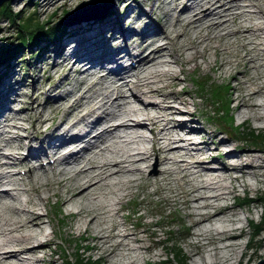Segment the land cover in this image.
Segmentation results:
<instances>
[{"label":"bare ground","instance_id":"obj_1","mask_svg":"<svg viewBox=\"0 0 264 264\" xmlns=\"http://www.w3.org/2000/svg\"><path fill=\"white\" fill-rule=\"evenodd\" d=\"M107 3L105 0L85 2L81 5L82 12L78 13L79 9H76L71 18L64 22L69 24L79 18L85 21L88 16H93L96 19L94 25L108 22L111 29L112 13L109 14L110 8L104 10ZM170 6L169 13L165 11L169 16L166 19L164 17L163 23L155 20V28L145 23L147 29L142 28L134 34L135 38H142L137 44L131 43L124 36V32L128 35L130 28L126 31L120 28L125 45L110 51L109 45L103 47V40L99 36L101 29L95 25L91 26L90 31L94 30L91 34L96 35L83 33L79 38L84 39L75 38L78 41L76 45L73 44L76 40H73L69 44L51 48L58 54L67 51H62L65 46L70 48L61 55L62 63L72 59V67L77 63L85 64L73 68L80 73L75 86L54 100L69 99L67 96L73 94L67 105L61 102L63 105L56 103L53 107L55 110L62 109L66 116L49 129L47 122L52 120V116L36 113L32 123L34 134L24 137L23 132H16V137L19 135L28 140L14 146L15 151L2 150L3 145L7 144L3 132L5 130L2 128L9 126L7 119L10 117L7 113L8 105L2 103L5 102L2 101V91L6 83L0 88V159L10 155L15 159L0 160V185H9L6 188L0 186V202L10 209L11 215H15L14 218H4L0 213V264H50L51 259L47 261L44 258L49 254L46 251L52 243L51 236L47 235L51 231L44 230V223L50 228L52 225L47 213L40 210L42 200L48 201L50 194L65 206L77 207L73 212L80 218V221H76L77 228L82 226L87 231L91 230L88 236L95 241L93 246L99 249L98 256L106 264H136L140 260L142 264H154L151 257L143 254L152 249L150 243L144 244V238L139 236L137 230L124 227L125 224L116 221L114 215L123 209L122 199L130 192L133 184L140 185L144 181L142 185H146V182H150L156 184L155 190H159L172 179L179 183L183 214L189 218L187 226L192 228L186 233L195 237L188 244L192 246L193 255L198 257V260L193 258L195 264H240L241 256L248 255L249 258L257 254L255 248L251 251L253 255H250L246 243L240 241L246 231L244 225L251 226V220L245 213L251 214L252 211L246 204L237 209L238 204L230 201V198L238 191L237 186L246 192L259 190L257 182L264 179V147L239 146L232 143L233 138L220 137L218 132L213 133L218 140L214 145L203 137L201 140L195 139L191 133L198 136V133L204 134L206 129H197L198 126L191 123L192 112L175 104L178 98L179 102L186 105L188 91L183 89L173 94L164 92L167 86L163 84L162 77L181 79L179 70L171 67L172 62L179 65L180 70L185 69L184 55L190 57L185 62L196 63L197 55L203 57L211 51L216 57L219 56L220 60H214L220 69L223 70L226 65L234 70L229 72L237 80L233 84L237 90L233 94V101L245 108L240 111V116L254 117L260 121L259 126L264 130V102L258 99L259 94H264V0H170ZM137 19L134 22L142 23L140 18ZM78 32L77 29L73 32L67 30V35H76ZM188 33L197 36L187 42L193 48L189 54L185 52L187 45L174 43L177 37ZM171 47L179 56L173 53ZM238 48L241 53H238ZM230 53L236 55L234 60H229ZM122 59H127L128 63L122 65ZM248 69H252L250 73ZM128 86L129 91H132V100H126L125 90ZM146 124L152 133L150 146H146L143 132ZM6 128V131L11 130ZM55 139L59 140L57 144ZM32 141L37 143L35 148L30 145ZM23 148L27 151L21 154ZM114 154H117L116 159ZM153 158L155 162L151 163L149 159ZM71 166L77 168L73 169V175L68 172ZM20 167L26 169L25 178L19 176ZM144 169L148 175L138 183L140 176L123 177L124 174H142ZM7 171L10 178L3 180ZM114 173L123 177V180L114 179L115 176L111 175ZM68 178L71 183L66 185L68 180L65 179ZM25 179L26 182L32 180V183L39 184L34 187L36 196H27L24 202L14 205L12 201L18 199V192L27 191L26 182H23ZM51 179H56L55 187ZM81 179L84 182L80 187ZM20 184L24 187H20ZM45 184L49 185L48 190H52L48 191L49 194ZM103 186H111L110 191L116 190L119 193L120 199L114 203H118L117 206L110 204L111 201L105 203L108 200L103 199L107 196L100 194ZM91 191L97 194H90ZM85 198L86 202L95 199L94 202L99 205H88L85 208V205L79 203ZM249 200L256 202L259 199L256 195ZM100 216L104 218L103 223L99 221ZM256 225L257 230L262 228L261 223ZM256 241V245L262 248L264 236ZM239 248L240 255L237 256ZM118 249L123 255L121 258L116 252Z\"/></svg>","mask_w":264,"mask_h":264},{"label":"rangeland","instance_id":"obj_2","mask_svg":"<svg viewBox=\"0 0 264 264\" xmlns=\"http://www.w3.org/2000/svg\"><path fill=\"white\" fill-rule=\"evenodd\" d=\"M27 1H29V3ZM89 1L91 0H11L10 8L13 12L15 11L21 12L20 15H18V19L21 20L20 22L23 21L22 20L23 17L26 18L31 14H33L34 18H36L38 21L47 20L52 14L51 19L52 20L55 19L54 21L58 23V21L60 22L63 16L65 18L64 21L68 18H71L72 13L76 9H79L78 13L82 12L83 6L81 5ZM105 1H107L108 3L106 4V7L104 8V10L106 11L109 8H110V11H112L113 9L114 10L112 12V16H110L113 19L111 29L108 25V22L107 23L102 22V24H98V23L95 24L96 26L98 25L101 29L99 36H100V39L103 40L102 42L103 47H105V45L106 46L107 45L117 46V47L124 46L125 42H124V39H122L120 35V32H119L120 28L124 29L125 31L128 28L131 29L129 30L128 35L124 32V36H126L128 41L130 40V42L134 44L141 42L142 38L140 37L135 38L134 34L141 31L142 28L145 29V26H144L145 23H149L148 26L150 25V27L152 28H155L154 26L157 25V23H155V20L158 22L160 20V23H163L165 19L168 18L169 15L167 14L169 13V10H170L169 7H171L170 0H166L167 2L165 0H161V1L160 0H112V3H111V0H105ZM242 1H246V0H242ZM64 7L68 9L67 12H64L63 10ZM105 11H103V13ZM165 11H167L168 13L166 14ZM63 12L64 14H62ZM92 17L93 16H88L85 19V21L83 18H79L78 20L75 19V20H72L69 24L62 22L61 24L65 27L64 31H66L64 32L63 40L55 39L54 41L50 43L48 42L49 44H47L46 41L42 40L38 42L39 44L37 45L35 44L31 47H29V45H24L21 49L18 50V52L16 53L17 55L12 57L8 62L0 64V77H1L0 78V88L2 87L3 84L6 83L5 86L3 87L4 91H2V93L4 94V96L2 97V101L4 100L5 102H2V103H5V105L6 104L8 105L9 109L7 113H8V116L10 117L9 120L7 119L9 126H6V127L11 129L10 131L9 130L6 131L7 130L6 127H5L6 129L4 127L2 128L3 130L6 131V132L5 131L3 132L6 134L5 139L7 143L6 145H3L4 146V148H2L3 151L5 150H6L5 152H8L9 150L15 151L16 149H13L14 146H16L17 144L23 141L25 142L28 140L27 138H24V137H27V135L28 137L29 136L31 137L34 134L32 132V128H33L32 123L34 121L36 113L37 114L39 113L42 116L43 115L50 116V117L52 116L51 118L52 120L51 121L49 120V122H47V125L51 129L55 127V125L58 123L59 120H62L63 117L66 116L65 114L63 115L64 112L62 109L57 108L58 110H55L53 107L56 106V103L57 105H60V104L63 105L62 103H65L67 105L69 102L68 100L72 99L73 94L71 95V97L67 96V98L69 99H65V98L59 99L58 98L57 102L54 100L59 95L61 96L63 93H67L68 90H70L71 88H73V86H75L76 84L75 80H77L78 77H80V73L74 71L73 68L75 66L83 65L85 64V62L81 64L77 63L73 67L71 66L72 59L69 61L70 63L69 62L62 63V61L59 62L62 56L68 50H70V48L68 49L67 46H65V49L62 51H66V50L67 51L65 53H60V54L52 51L51 48L55 49L56 46H58L59 44H65V45L66 43L69 44L71 41L76 40L77 37L78 39H84L83 37L79 38V36H81L83 33H85V35H87L88 33L90 34L89 36L96 35L97 33L91 34V32H93L94 30L90 31L91 26L92 27L95 26L94 22H96V19H93ZM149 17H151V19ZM137 18H140V20H142V23H140L141 25L139 24V21L134 22L138 20ZM89 23H93V24L90 25ZM86 24L90 26H87ZM16 25H17L16 21L15 23H12L8 19L4 18L3 16L2 18H0V39L4 37L3 40H0V42L16 43L18 41V39L15 38V36H18L17 33H15ZM79 26L81 27L80 29H78ZM76 29L79 31L78 34L76 35L71 34L70 36L67 35V30H70L73 32ZM196 37H197L196 35L192 33L191 34L188 33V35H181V37H177L176 38L177 41H174V43L181 42L182 44L187 45V48H185L186 50L185 49L184 50L187 54H189L188 52H191L193 48L191 49V46H188L187 42H189L191 39L194 40ZM26 38L29 39L30 36L27 35ZM227 40H231V39H227ZM76 43H78L77 40L73 41V44L76 45ZM181 43L179 45H181ZM171 50L176 56H179L177 55L176 50H173V48ZM204 51H205V48H204ZM241 52L242 51L238 48V53H241ZM197 56H198L196 58L197 65L196 63H194V61L185 62V60L189 59L190 57L188 55L183 56L184 58L183 61L186 67L185 69L181 68L180 70L179 65L173 62L171 63L172 65V66L170 65L171 67L175 68V70H179L178 74L180 77H182L181 79L173 80L174 79L173 77L172 78L162 77L163 84L165 83L167 86L165 87L164 92L168 91V92H172L173 94V92L180 91V90L183 91V89L188 91L189 94L186 95L185 97V98H188L187 104L185 105L179 102L178 98H176L177 103L175 104H179L180 107L183 106L182 108L185 107L186 109H188V111L192 112V115H191L193 119L192 121H194L195 119L199 120V124H200V126H198L199 130L201 128L206 129V132L205 133L203 132L204 134L198 133L197 134L198 136H196L195 133H191V135H193L195 139L197 138L198 140H201L202 137L205 138L206 136V138H208L209 144L213 142V145H214L215 143L218 142V140L217 138H214L213 133L218 132L220 137L227 136V137L233 138L232 143H235L239 146H247V147H254V148L264 147V130L261 129L262 128L261 126H259L260 121L255 120L254 117L250 115L248 117L240 116L239 114L240 111L245 108L243 106L236 105L233 101V96L236 94V91H237V90L235 91L233 84H235L237 80L236 78L235 79L232 78L229 72L231 71L232 73L234 70L231 68V66L228 67L226 65L223 68V70L220 69L216 65V62L214 60V59L220 60V58H218L219 56L216 57V55H214V53H212L211 51H208L206 55H203V57L202 55L200 56L197 55ZM235 56H236L235 54L230 53L228 58L231 61V60H234ZM207 66H210V67H207ZM251 70L252 69H248V73H250ZM222 75H224L225 77ZM198 78L200 79L198 80ZM240 79H242V77H240ZM198 81H202L203 84L202 82L198 84ZM218 85L220 86L219 88L221 89V91L224 93H225L224 91L225 85L226 86L229 85L228 86L229 88L227 89L228 95L226 94V96L228 97V100L230 101L229 107L231 108L230 110H231V114L233 117L231 122L223 121L225 115L222 114L223 116L220 117L216 114V112H213V110H215L216 107L212 106L211 104L213 100L212 98L214 97L211 96L212 94H210V90L215 88V86L217 87ZM201 86L205 87L204 89L205 92L204 90L202 91ZM129 89H130V86L126 87V90H125L126 92L125 94H127L126 100H132L130 96V93L132 91H129ZM10 98H12L11 101L9 100ZM258 99L264 102V100H262L264 99V94H259ZM135 103L137 104L136 101ZM78 109H80V107ZM85 110H87V108ZM71 117H75V116H71ZM71 117L70 119L72 120L73 118ZM235 125L236 126L241 125V126L237 128L235 127ZM18 131L23 132L24 137H20L19 135L16 137V132ZM250 133H252L253 135H251ZM247 134L254 136V138H250V137L247 138L246 137ZM7 135L9 138L7 137ZM146 143L147 145L149 144V142L147 141ZM31 145L32 147L35 148L37 146V143L35 141H32ZM25 151H26V148H23L20 150V153L24 154ZM10 156L8 157L4 156V158L1 157L0 160H5L7 158V159L14 161L15 159L13 158V156L12 155ZM113 157H115L116 159L117 154H114ZM149 161H151V163L155 162L154 158L149 159ZM72 166L70 170H68V172L69 174L73 175V172H72L73 169H77V168L76 167L73 168ZM156 166L160 167V165H156ZM21 167L19 168L21 169V171L19 172V176L25 178V175L27 174L26 169L24 170ZM17 169L18 168L16 167L15 173L18 172ZM147 172L148 171L147 170L145 171L144 169L142 171V174L140 173L139 175L138 174H135V175H132V174L125 175L124 174L123 177L126 176V178H128V176H131V177L140 176L138 180L136 179L138 183L139 180L140 181L143 180V177L146 176ZM8 173L9 172L7 171L6 176H4L5 178H3V180H5L6 178H8L9 180L10 176L8 175ZM111 175L113 177L115 176L114 179L116 178L117 181L123 180V177H119V175L117 174L115 175V173ZM83 179L80 180V187L83 185V182H84V181L82 182ZM250 179L252 178L250 177ZM55 180L56 179H51L50 181L53 183L54 187L56 185L54 184ZM26 181H27L26 179L23 180V182H26ZM65 181H67L66 185H69L71 183L70 182L71 179L69 178L65 179ZM122 183L123 182H121L120 185H122ZM143 183L144 181L140 183V185L133 184L134 186L130 188V192L126 195L125 198L122 199L123 202L122 201L121 202L123 203L124 207L123 209L120 210V212H118V214L114 215V217L117 218L116 221L123 223V225L125 224L124 227L127 226V228L129 227V229L137 230V232L139 233V236L144 238L143 239L144 244L148 243L147 245H149L150 243L152 249H150L148 252H143V254L147 255V257H151V259L155 262L154 264H178L176 261L177 259H174L175 257L172 255V249H174L175 245H178L181 247L183 255L187 257L186 258L187 264H195L193 261V258L195 259L196 256L193 255L192 246L188 245L190 241L195 240V237L192 234L189 235L186 233L188 230H191L192 228L191 226L190 227L187 226L189 225L188 224L189 218L185 214H183L182 204L180 203L182 193H179L180 192L179 191L180 189L178 188L179 183L176 182L175 179H172L168 181L167 186L159 190L154 189L156 186V184L154 183L150 184V182L148 183L146 182V185H142ZM37 185L39 184L34 183V182L32 183V180L26 182L27 191L25 190V191H21L20 193L18 192V199H14L13 201L11 200L12 204L18 205L19 203L24 202L23 199L27 196H31V197L33 196L34 198L36 196L35 192H37L36 190H34V187H36ZM257 185L260 191L259 190L254 191L252 189L251 191L246 192V191H243L240 186H237L238 191L234 193L232 197H235V195L238 193L237 194L238 199L235 201L236 203L238 202H241V203L238 206H236V208L239 209L240 206L246 204L248 208H250L252 213L249 214V212L248 213L246 212L245 214L249 216L250 220L253 219L252 221L261 223L262 227H264V210H263L261 201L259 199V195L262 193V191H264V179H261V181H258ZM0 186L1 188H6L9 185L5 184L4 186L2 183ZM21 186L24 187L23 184H20V187ZM48 186L49 185L45 184L44 187L46 188V192L49 194L50 192L48 191H52V190L51 189L48 190L47 189ZM103 187L104 189L101 191L100 194L101 196H104V197L107 196L103 200L104 201L108 200L107 202H105L106 204H109V202L111 201L110 204L114 205L116 200L118 201L120 199L118 196L119 193L116 190L110 191L109 188H111V186H109L108 188H106V186H103ZM153 191H156V192L153 193ZM94 193L97 194V192L95 191L90 192V194H94ZM41 194H44V193L42 192ZM256 195H257V199L259 200H257L256 202H254L253 200L252 201L249 200L251 197H254ZM49 196L50 197L48 201L42 200V203L40 204L41 205L40 210L42 211L44 210V213H47V217L50 218L51 220L50 224L52 225L50 228L47 223H44V230H46L47 232L51 231L47 235L51 236V239H52V243L49 244L48 249L46 251V252H49V254L45 255L44 259H46L47 261L51 259L50 264H66L64 261H62L63 255H67L69 259L74 261V257L77 255V252L79 251L78 253L82 257H84L86 260L88 259L93 262L97 261V263H94V264H106L107 262L106 261L104 262V260H102L98 256L99 249L94 248L93 246V242L95 241L88 236V233H90L91 230L87 231L82 226L80 227L81 229L79 227L77 228L76 224L78 221H80V218L77 214H73V212L77 210V207L75 205L65 206L53 194H50ZM248 196L249 197L251 196V197L249 198ZM21 197L23 198L21 199ZM109 197L111 200L109 199ZM85 200L87 199L85 198L84 200L79 202L80 204L85 205L84 206L85 208L88 205L89 206L93 205V207L95 205L96 206L99 205L96 202H94L95 199L91 200L93 202L91 201L86 202ZM117 205L118 203H116L114 206H117ZM0 206H1L0 213H2V216L4 218L6 217L12 218L13 216L15 217V215L13 214L11 215L12 212L10 211L9 208L4 207L2 205V202H0ZM107 206H110V205H107ZM241 214L245 215L242 211H241ZM102 216L99 217L100 219L102 218L101 220L99 219L101 223H103V220H104ZM242 221H244L243 218H242ZM252 221L250 225L252 224ZM251 226L244 225L246 231H245V234H243V237L240 239V241H243V244L246 243L247 245L246 250L250 253V255H253L251 254V251H253L255 248H256L257 254L251 257L249 256V258H248V255L241 256V259L239 261L240 264H243L244 261H245L244 264L246 263L255 264L257 263L259 258H264V244L262 248H260L259 245L258 246L256 245L257 243L256 240L264 236V228L257 230L254 226L252 227ZM136 243L137 242H135V244ZM239 250L240 248L236 252L237 256L240 255ZM118 251L120 250L118 249L116 252ZM118 254L120 258L123 256L122 253L118 252ZM195 260H198V257ZM136 264H142L141 260L137 261Z\"/></svg>","mask_w":264,"mask_h":264},{"label":"trees","instance_id":"obj_3","mask_svg":"<svg viewBox=\"0 0 264 264\" xmlns=\"http://www.w3.org/2000/svg\"><path fill=\"white\" fill-rule=\"evenodd\" d=\"M10 1L11 0L5 1V2H3V4H1V6H0V18H2V16H3L4 18L8 19L12 23H15V21H16L17 25H16L15 33H17L18 36H15V38H17L18 41L16 43H13V42H5V43L3 42L2 43V42H0V64L8 62L12 57L17 55L16 53L18 52V50L21 49L24 45H29V47H31L35 44L36 45L39 44L38 42H40L42 40L50 43V42L54 41L55 39L58 40L61 37V35L65 32L64 31L65 27L62 24H56V22L54 21L55 19L54 20L51 19L52 14L49 17V19L44 20V21H38L36 18H34L33 14H31L26 18L25 17L22 18V20L24 22L23 21L20 22L21 20L18 19V15H20L21 12L20 11L13 12L10 8V5H11ZM27 2L29 3V1H27ZM63 10H64V12L68 11V9H66L65 7ZM64 12L62 14H64ZM27 35L30 36L29 39L26 38ZM3 38H1L0 40H3ZM19 60H21V59H19ZM199 79L200 78H198V80ZM201 82L202 81H198V84ZM202 84H203V82H202ZM201 87H202V91H203L205 89V87L204 86H201ZM219 87L220 86L218 85L217 87L215 86V88L210 90V94H212L211 96L214 97V98L211 97L213 99L211 104H212V106L216 107V109L213 110V112H216V114L220 117L225 115L223 121L231 122L233 117H232L231 110H230L231 108L229 107L230 101L228 100V97L226 96V94L228 92L227 89L229 87L227 88V86L225 85V87H224L225 93L222 92ZM204 92H205V90H204ZM239 126H241V125H239ZM239 126L235 125V127H237V128H239ZM250 134L253 135L252 133H250ZM250 134H247L246 137L247 138H249V137L254 138V136H251ZM261 141H262V139H261ZM261 194L259 195V197H261L259 199L261 201V204H262L263 210H264V191H262ZM257 223L258 222L252 221L251 225L254 226L255 228H257L256 227ZM258 230H260V229H258ZM78 252H77V255L74 257V261L69 259V257H67V255H63L62 261H64L66 264H94V263H97V262H93V261L88 260V259L86 260ZM172 255L175 257L174 259H177L176 261L178 264H187V262H186L187 257L185 255H183L180 246H178V245L174 246V249H172Z\"/></svg>","mask_w":264,"mask_h":264},{"label":"water","instance_id":"obj_4","mask_svg":"<svg viewBox=\"0 0 264 264\" xmlns=\"http://www.w3.org/2000/svg\"><path fill=\"white\" fill-rule=\"evenodd\" d=\"M5 1H9V0H0V6H1V4H3V2H5ZM61 21V20H60ZM59 22V21H58ZM255 264H264V258H259L258 259V261H257V263H255Z\"/></svg>","mask_w":264,"mask_h":264}]
</instances>
